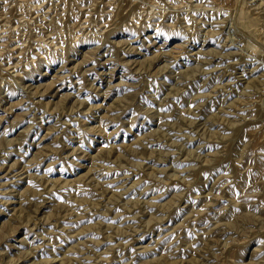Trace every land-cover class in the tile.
I'll list each match as a JSON object with an SVG mask.
<instances>
[{"label":"rangeland","instance_id":"obj_1","mask_svg":"<svg viewBox=\"0 0 264 264\" xmlns=\"http://www.w3.org/2000/svg\"><path fill=\"white\" fill-rule=\"evenodd\" d=\"M0 264H264V0H0Z\"/></svg>","mask_w":264,"mask_h":264},{"label":"bare ground","instance_id":"obj_2","mask_svg":"<svg viewBox=\"0 0 264 264\" xmlns=\"http://www.w3.org/2000/svg\"><path fill=\"white\" fill-rule=\"evenodd\" d=\"M10 28V27H9ZM11 30V29H10Z\"/></svg>","mask_w":264,"mask_h":264}]
</instances>
